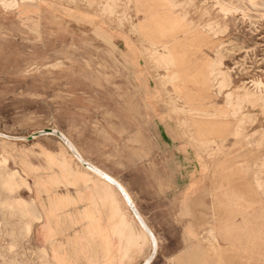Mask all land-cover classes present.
Segmentation results:
<instances>
[{
	"label": "rangeland",
	"instance_id": "rangeland-1",
	"mask_svg": "<svg viewBox=\"0 0 264 264\" xmlns=\"http://www.w3.org/2000/svg\"><path fill=\"white\" fill-rule=\"evenodd\" d=\"M11 2L0 0V178L15 190L0 179V264H208L202 247L219 237L231 246L221 264H264V90L252 86L264 84V0ZM47 130L127 189L151 236ZM203 175L254 178L260 216L221 219L255 228L252 250H235L252 235L229 228L212 241L219 185L173 216ZM17 205L41 217L28 237Z\"/></svg>",
	"mask_w": 264,
	"mask_h": 264
},
{
	"label": "crops",
	"instance_id": "crops-1",
	"mask_svg": "<svg viewBox=\"0 0 264 264\" xmlns=\"http://www.w3.org/2000/svg\"><path fill=\"white\" fill-rule=\"evenodd\" d=\"M205 175V173H204ZM193 177L187 184H185L184 188H182L181 193L176 196L174 199V205L176 204V210L175 214L173 216L179 217L180 216V204L185 202H192V195H194L197 192V188L201 186H211L213 185H219V188L216 189L218 192L213 194L214 201L213 206L215 207L216 213L211 215L212 217H217L220 219L219 224L214 226L216 227L218 233L221 235L223 234L225 229H232L233 232L238 234H246V235H252L251 239H248L246 237H242V242L240 238H237L235 241H239L236 243L235 250L244 252L245 250H252V244L255 241L254 232L256 231L255 228L251 229L245 224V220H241L240 224H233L229 227V224L226 223V221H222L223 218H231V217H237L240 219H249V218H258L260 216V209L258 203V199L254 198V189H249L248 186H255L254 178H239V179H233L232 177H222L219 179L215 178H207L204 177ZM214 181V183H213ZM237 184L242 186L243 188L239 190L232 189L233 184ZM238 182V183H236ZM234 184V185H235ZM207 191L206 189H204ZM217 201H220L225 204V207H222L221 205L217 206ZM228 202H232L234 204L228 205ZM179 206V207H178ZM184 210H182L183 212ZM205 213V212H204ZM206 214V213H205ZM204 214V215H205ZM203 215V216H204ZM103 220L101 222V226H106L105 218L106 216H102ZM223 222V223H222ZM222 223V224H221ZM247 223V222H246ZM212 227V226H211ZM253 227V226H252ZM249 228V229H248ZM193 229L195 233H198L197 229L195 227H188L186 230ZM241 231V232H238ZM186 234V231H185ZM194 243V242H193ZM197 245V243H194ZM192 245V244H191ZM191 245L187 247L184 251H182L181 254H185L188 252V250H191ZM228 247L231 248V246H228L227 241H224L221 237L218 238V243H211L209 246L202 247L204 252H206V262L208 264H221L220 257L221 253L226 254L227 256V249ZM194 249V247H193ZM180 255V254H179ZM179 255H176L179 257ZM181 256V255H180ZM252 264H254L252 262Z\"/></svg>",
	"mask_w": 264,
	"mask_h": 264
},
{
	"label": "bare ground",
	"instance_id": "bare-ground-1",
	"mask_svg": "<svg viewBox=\"0 0 264 264\" xmlns=\"http://www.w3.org/2000/svg\"><path fill=\"white\" fill-rule=\"evenodd\" d=\"M20 1H36V0H20ZM11 4H12V6H14L15 4H16V0H12V2H11ZM9 5V4H8ZM88 5V4H87ZM89 6V5H88ZM235 14V13H234ZM167 57L168 58H171V55L170 54H168L167 55ZM139 73H136V72H133V78H134V80H139ZM135 83V82H134ZM253 84H252V86L253 85H255V87H256V89L257 88H262L263 90H264V84L263 83H261V82H252ZM140 87H141V85H140ZM143 88H144V86H142ZM254 87V86H253ZM145 90V89H144ZM264 92V91H263ZM261 93H262V90L259 92H257V91H255L254 93H252V94H246L245 95V97H252V98H254L255 100H259V98H260V96H261ZM227 97H229V95H227ZM156 103V102H155ZM144 106H145V104H144ZM149 107V106H148ZM156 112V111H155ZM156 115V114H155ZM183 126H184V124H183ZM182 131V130H181ZM255 133H259V132H255ZM49 135H53V136H56L57 138H59L62 142H63V144L66 146V148H67V151H69V153L71 154V156L73 157V159H72V161H74L77 165H76V168H75V172H77V167H81L85 172H87V173H89V174H91V175H93L94 177H96V178H98L99 180H101V181H103V182H105L106 184H108V185H111V186H113V187H115L117 190H118V192L120 193V195H121V197H122V199H123V201L125 202V204L129 207V209L131 210V212L134 214V216L136 217V219H137V221H138V223H139V225H140V227L143 229V231L145 232V233H148L150 236H151V231H150V229L148 228V226L145 224V222L143 221V219L141 218V215L139 214V212H138V210H137V208H136V206H135V204H134V202H133V200H132V198H131V196H130V194L128 193V191H127V189L121 184V183H119L117 180H115L113 177H111L109 174H107L106 172H104L103 170H101V169H99L98 167H96L95 165H93L91 162H89L87 159H85L84 157H83V155H82V153L78 150V148L75 146V145H73L71 142H70V140L64 135V134H62V133H60V132H57V131H53V130H49V133H48ZM190 134V133H189ZM261 136V134H258L257 135V137L258 136ZM181 136V135H180ZM190 136V135H189ZM184 138V137H183ZM191 138V137H190ZM199 138H197V140H198ZM257 139V138H256ZM195 140V139H194ZM188 141V140H187ZM199 142H202V143H206L204 140L203 141H200V140H198ZM192 145V144H191ZM207 146V145H206ZM202 147H200V149H201ZM208 149V148H207ZM206 149V150H207ZM202 150V149H201ZM220 151V150H219ZM221 152V151H220ZM205 153H207V151L205 152ZM204 155V154H203ZM207 156H209V155H207ZM204 157H206V156H204ZM209 158V157H208ZM11 172V171H10ZM17 173V172H16ZM11 174V173H10ZM8 175V174H7ZM14 175V174H13ZM9 176V178L7 177V179H2V178H0V179H2L3 180V182L1 183V185L3 184V186L4 187H7V190L10 192L12 189H14V186H13V184H12V182L10 181V179H11V175H8ZM16 177L18 176V175H15ZM6 177V176H5ZM15 177V178H16ZM20 177V176H19ZM14 178V179H15ZM22 183H23V180H22ZM16 184V183H15ZM21 184V183H20ZM25 183H23V185H24ZM19 185V184H18ZM1 187V186H0ZM13 187V188H12ZM16 187H18V186H16ZM20 187H21V185H20ZM25 187H27V186H25ZM10 190H9V189ZM19 188V187H18ZM5 189V188H4ZM3 189V190H4ZM17 189V188H16ZM15 190V189H14ZM13 190V191H14ZM19 191V190H18ZM5 192V191H4ZM5 193H7V191L5 192ZM14 193H16V192H14ZM10 194V193H9ZM11 194H12V192H11ZM7 196V195H6ZM10 196H12V195H10ZM16 196V195H15ZM19 197V196H18ZM9 198V197H8ZM5 199V198H4ZM10 199V198H9ZM6 200V199H5ZM7 201V200H6ZM9 201V200H8ZM11 201V200H10ZM15 201V200H14ZM17 201H19V200H17ZM16 201V202H17ZM16 202H12L11 201V203H16ZM22 202V201H21ZM24 202V201H23ZM22 202V203H23ZM3 203V202H2ZM20 203V202H19ZM17 204H18V202H17ZM31 205V204H30ZM13 206L14 205H12V204H10V202L8 203V202H6L5 204H4V207H6V208H13ZM17 207H18V210H19V214H20V217H27L28 219H29V221L28 222H26L25 224H24V230H22V231H24L23 233H24V235L26 236V237H28L29 235H30V233H31V231H32V225L34 224V223H36V222H38V221H40L41 220V217H40V215H39V213L37 212V210L35 209V207L34 206H31V207H27V206H19V205H17ZM114 207V206H113ZM15 210V209H14ZM19 219H21V218H19ZM22 222V221H21ZM20 226H21V224H20ZM23 228V227H22ZM19 231H21V230H19ZM22 233V232H21ZM217 233H218V231H217V229H216V227H215V230H214V236L212 237V241L213 242H216L217 241ZM216 234V235H215ZM18 236H17V238L19 237V235L20 234H17ZM15 236H16V234H15ZM21 238V237H20ZM154 244H155V250H157V247H158V243H157V240H155L154 239V241L152 240V245L154 246ZM152 247V246H151ZM41 250V252H42V254L44 255V257L46 256V254L48 253L47 252V250L46 249H44V248H42V249H40ZM154 249H153V253H152V255L154 254V251H155ZM39 254V253H38ZM48 255V254H47ZM45 258H47V256L45 257ZM150 259H152V257H150L149 259H147V261L144 263V264H148L149 263V260ZM40 260V259H39ZM42 264V263H41ZM46 264H53V262L51 261V259H50V257H49V255H48V260L46 261Z\"/></svg>",
	"mask_w": 264,
	"mask_h": 264
},
{
	"label": "water",
	"instance_id": "water-1",
	"mask_svg": "<svg viewBox=\"0 0 264 264\" xmlns=\"http://www.w3.org/2000/svg\"><path fill=\"white\" fill-rule=\"evenodd\" d=\"M49 133V130H47L46 132H45V134H48Z\"/></svg>",
	"mask_w": 264,
	"mask_h": 264
}]
</instances>
